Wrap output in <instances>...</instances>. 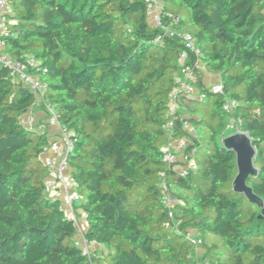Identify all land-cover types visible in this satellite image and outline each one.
<instances>
[{
	"label": "trees",
	"instance_id": "1",
	"mask_svg": "<svg viewBox=\"0 0 264 264\" xmlns=\"http://www.w3.org/2000/svg\"><path fill=\"white\" fill-rule=\"evenodd\" d=\"M7 1L6 53L38 63L30 72L48 86L43 109L72 135L67 160L83 198L75 209L87 243L106 248L104 264H264L263 212L233 191L236 155L222 143L226 118L251 137L259 174L248 185L264 202V0H160L163 26L175 33L162 43L143 0ZM185 34L224 95L197 70L203 97L186 98L183 112L170 99ZM226 99L238 104L230 114ZM37 102L0 63V264H93L77 245L76 222L48 191L49 133L23 122ZM170 122L173 138L190 142L185 155L197 168L187 176L165 160ZM162 173L182 202L179 232L166 226ZM190 232L203 239L201 258Z\"/></svg>",
	"mask_w": 264,
	"mask_h": 264
},
{
	"label": "built area",
	"instance_id": "2",
	"mask_svg": "<svg viewBox=\"0 0 264 264\" xmlns=\"http://www.w3.org/2000/svg\"><path fill=\"white\" fill-rule=\"evenodd\" d=\"M148 5V17L149 22L160 29L163 30V34L157 38L158 43H162L166 36L174 37L175 33L171 30H165L163 26V21L161 19L162 14V2L160 0H143ZM0 13L7 15L9 17L14 16V11L7 0H0ZM174 23L178 24L179 19H175ZM10 35L9 27L4 25L0 30V63L7 66L10 70L11 77L18 82H21L34 92L38 98V101L42 102V99L48 89L45 82L37 78L34 74L30 72V69L36 68L38 63L32 59L28 58L24 61L15 60L6 53V44L2 40L4 37ZM183 50L180 55V60L182 62L183 68L181 74L178 76L176 81V87L171 95V104L174 109L180 106L183 99L193 97L197 94V89L195 84L190 83L192 80L196 83L198 79L197 70L201 71L204 68L203 63V53L200 47L196 44V41L192 35L185 34L182 37ZM210 92L217 96L224 95V85L220 80L214 83L209 89ZM238 104L235 100L226 99L223 104V110L230 114L235 111ZM48 115L50 116L49 124L51 126H57L59 128V136L50 141V145L44 154L43 160L47 168L49 169L50 176L48 179V191L59 197L63 196L62 206L65 208L67 215L72 218L77 225L79 231V238H77V245L84 251L88 256H92L91 244H88L84 232L82 231L78 213L75 209V205L80 203L83 198L80 195L77 188V181L72 176L70 167L68 165V155L74 149V142L72 140V135L67 131V128L63 126L59 121L55 113L47 107ZM35 119L30 116L28 119L23 118L25 125L33 127ZM184 130L189 133L191 137H197L199 135L198 130L189 123L185 122L183 126ZM174 123L170 122L167 127V135L169 137V147L171 148L173 144L177 143L178 147L183 151L182 162L178 161L176 155L165 151V160L171 165L174 164L175 169L178 170L179 174L182 176H187L189 171L196 170V164L194 161L189 160L187 155H185L186 148L190 145L187 139H174ZM241 133V132H240ZM194 150L191 151V155L194 154ZM178 163H184L185 165H178ZM161 184L160 188L162 190V204L165 207L170 223L166 226L172 228L179 232L181 221L178 218V206L181 205V200L174 194L172 187L166 181L165 173L161 174ZM187 237L192 239L194 244L199 247L203 245V239L197 236L194 232L187 234ZM96 244V243H93Z\"/></svg>",
	"mask_w": 264,
	"mask_h": 264
},
{
	"label": "water",
	"instance_id": "3",
	"mask_svg": "<svg viewBox=\"0 0 264 264\" xmlns=\"http://www.w3.org/2000/svg\"><path fill=\"white\" fill-rule=\"evenodd\" d=\"M224 148L236 155L238 174L233 181V191L243 195L252 205L259 207L264 215V202L248 185L251 176L259 174L255 165L257 150L248 134L236 133L227 136L222 141Z\"/></svg>",
	"mask_w": 264,
	"mask_h": 264
},
{
	"label": "crops",
	"instance_id": "4",
	"mask_svg": "<svg viewBox=\"0 0 264 264\" xmlns=\"http://www.w3.org/2000/svg\"><path fill=\"white\" fill-rule=\"evenodd\" d=\"M211 76L217 78L215 83H217L221 80L220 76H217L214 74H211ZM194 96L190 97V98H194ZM196 99H200V98H196ZM184 100L185 99H183L181 101V104H180L181 109L184 108V106H183ZM180 108H179V110L182 111ZM30 116H32L35 119L33 127L37 128V130L42 132V133H46V132L49 133L50 141L56 139L59 136V134H60L59 128L57 126H51L49 124L50 116L48 115V113L44 109H43V111L38 110L37 104L31 109L30 113L25 116V119H28ZM164 149L166 151H169V152L175 154L177 160L182 162L183 151H182V149H180L178 147L177 143L173 144V146L171 148L169 147V145H167ZM56 197L60 201L63 200V196L59 197L58 195H56ZM77 213H78V219H79L82 231L86 232L88 229V225H87L85 216L83 214V211L77 210ZM90 247H91V250L93 249V251H92L93 264H104V262L102 260H103V257L105 256L106 252H107L106 248L99 245V244H91Z\"/></svg>",
	"mask_w": 264,
	"mask_h": 264
},
{
	"label": "rangeland",
	"instance_id": "5",
	"mask_svg": "<svg viewBox=\"0 0 264 264\" xmlns=\"http://www.w3.org/2000/svg\"><path fill=\"white\" fill-rule=\"evenodd\" d=\"M8 23H13V20L11 19V17L0 13V30L2 29V27H4V25H6ZM201 73H202L203 84L209 90L211 88V86L216 82L217 78L211 76V73H209L207 71V69L205 68V62H204V68L201 69ZM189 81H190V83L195 84L192 80H189ZM195 86H196V89H197V94L194 96V98H202L203 96H202L198 86L196 84H195ZM36 104H37V109L40 110V111H43L42 102L38 101ZM179 108H180V106L177 107V109H179ZM181 110L184 112L185 109L182 108ZM224 123H225L226 126L223 129L222 141L228 135L231 136V135H234L236 133H240V131L234 126V121H233L232 118H228V119L226 118L224 120ZM176 191L178 192L177 189H176ZM50 194H51L52 197H54V196L56 197L55 194H53V193H50ZM257 208L259 209V207L256 206L255 209H257ZM196 235L198 236V234H196ZM78 238H79V236H78ZM205 242H206V244L209 243L208 238H205ZM203 250H204L203 245L197 247V250H196V257L197 258H201L203 256V254H204ZM92 251H93V249H92Z\"/></svg>",
	"mask_w": 264,
	"mask_h": 264
}]
</instances>
